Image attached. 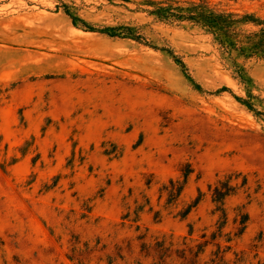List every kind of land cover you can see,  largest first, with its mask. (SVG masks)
Wrapping results in <instances>:
<instances>
[{"label":"rangeland","instance_id":"obj_1","mask_svg":"<svg viewBox=\"0 0 264 264\" xmlns=\"http://www.w3.org/2000/svg\"><path fill=\"white\" fill-rule=\"evenodd\" d=\"M137 1L0 0V264H264V59ZM210 1L264 18V0Z\"/></svg>","mask_w":264,"mask_h":264},{"label":"trees","instance_id":"obj_2","mask_svg":"<svg viewBox=\"0 0 264 264\" xmlns=\"http://www.w3.org/2000/svg\"><path fill=\"white\" fill-rule=\"evenodd\" d=\"M137 3L146 5L148 8L144 11L155 16L159 20L169 23L190 21L200 25L202 28L213 34L215 40L231 56L233 52H236L238 56H243L246 59L253 57L264 59V18L258 17L254 13L239 14L221 10L210 0H140L137 1ZM65 12L71 17L75 26H78L80 25L79 23H81L91 31H99L111 37L130 38L139 42L144 41L143 36L139 34L133 26H108L102 29H96L84 20L75 16L68 8H66ZM249 23L256 26L257 29L250 32L243 31L241 25ZM163 50L167 49L163 48ZM167 51H169L175 61L181 65L183 70L186 71V66L183 60L176 56L172 50ZM238 71L241 77L246 80L247 76L244 72V67L240 66ZM186 75L193 83H195L194 79L187 71ZM196 85L197 87H201L199 84ZM219 91L231 90L228 87H223ZM235 97L254 111L252 104L248 100L239 96ZM191 172L192 170L184 172V181L182 183L175 182L174 180L170 181L171 188H167L169 199H174L181 194L185 182ZM218 183L219 184L214 185V187L210 186V189L212 191L213 201L217 205V210L221 211L222 216L224 215L225 217V210L223 208L224 200L236 192V187L230 184L229 181H220ZM200 200V196L197 197L195 201L186 208L182 216H187ZM248 221L249 214H242L240 220L242 226L239 229V235L245 231ZM222 227L221 223L220 228ZM200 246L201 249L204 247V244Z\"/></svg>","mask_w":264,"mask_h":264}]
</instances>
